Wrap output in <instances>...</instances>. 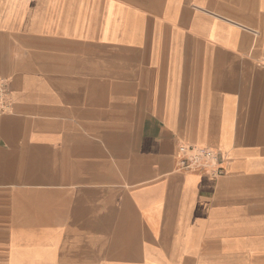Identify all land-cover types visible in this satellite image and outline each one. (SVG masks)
Instances as JSON below:
<instances>
[{"label": "crops", "instance_id": "1", "mask_svg": "<svg viewBox=\"0 0 264 264\" xmlns=\"http://www.w3.org/2000/svg\"><path fill=\"white\" fill-rule=\"evenodd\" d=\"M0 76V264H264V0H0Z\"/></svg>", "mask_w": 264, "mask_h": 264}, {"label": "built area", "instance_id": "2", "mask_svg": "<svg viewBox=\"0 0 264 264\" xmlns=\"http://www.w3.org/2000/svg\"><path fill=\"white\" fill-rule=\"evenodd\" d=\"M11 81L0 76V114H7L13 108ZM224 154L209 147L196 144H181L177 152V168L181 171H201L205 175L223 176Z\"/></svg>", "mask_w": 264, "mask_h": 264}]
</instances>
